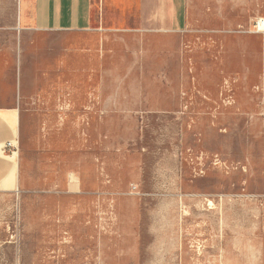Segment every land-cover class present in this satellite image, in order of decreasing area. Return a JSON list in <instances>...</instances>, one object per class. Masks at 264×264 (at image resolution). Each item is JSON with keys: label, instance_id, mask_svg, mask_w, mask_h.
I'll list each match as a JSON object with an SVG mask.
<instances>
[{"label": "rangeland", "instance_id": "rangeland-1", "mask_svg": "<svg viewBox=\"0 0 264 264\" xmlns=\"http://www.w3.org/2000/svg\"><path fill=\"white\" fill-rule=\"evenodd\" d=\"M184 1L31 32L0 0V264H264V0Z\"/></svg>", "mask_w": 264, "mask_h": 264}, {"label": "crops", "instance_id": "crops-1", "mask_svg": "<svg viewBox=\"0 0 264 264\" xmlns=\"http://www.w3.org/2000/svg\"><path fill=\"white\" fill-rule=\"evenodd\" d=\"M184 0H17L20 31L89 32L180 28ZM14 139L13 128L0 113V149ZM13 165L0 156V188Z\"/></svg>", "mask_w": 264, "mask_h": 264}, {"label": "built area", "instance_id": "built-area-1", "mask_svg": "<svg viewBox=\"0 0 264 264\" xmlns=\"http://www.w3.org/2000/svg\"><path fill=\"white\" fill-rule=\"evenodd\" d=\"M258 23H261V26H263L264 27V21L262 20V21H260V22H258ZM257 23V24H258ZM5 149H7V150H9V149H13L14 147L11 145V144H9V143H7L5 146Z\"/></svg>", "mask_w": 264, "mask_h": 264}, {"label": "bare ground", "instance_id": "bare-ground-1", "mask_svg": "<svg viewBox=\"0 0 264 264\" xmlns=\"http://www.w3.org/2000/svg\"><path fill=\"white\" fill-rule=\"evenodd\" d=\"M9 144H11V143H9Z\"/></svg>", "mask_w": 264, "mask_h": 264}]
</instances>
